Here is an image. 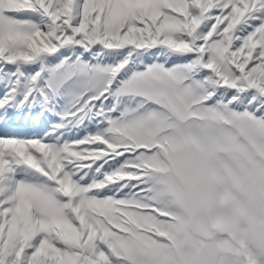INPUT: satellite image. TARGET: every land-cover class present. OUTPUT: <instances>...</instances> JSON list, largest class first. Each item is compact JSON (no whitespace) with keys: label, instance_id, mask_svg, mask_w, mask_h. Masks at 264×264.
<instances>
[{"label":"snow or ice","instance_id":"obj_1","mask_svg":"<svg viewBox=\"0 0 264 264\" xmlns=\"http://www.w3.org/2000/svg\"><path fill=\"white\" fill-rule=\"evenodd\" d=\"M0 264H264V0H0Z\"/></svg>","mask_w":264,"mask_h":264}]
</instances>
